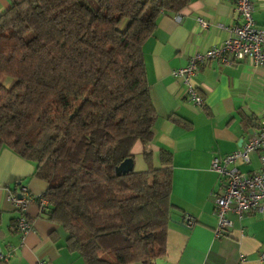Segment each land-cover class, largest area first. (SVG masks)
<instances>
[{
  "label": "trees",
  "instance_id": "trees-1",
  "mask_svg": "<svg viewBox=\"0 0 264 264\" xmlns=\"http://www.w3.org/2000/svg\"><path fill=\"white\" fill-rule=\"evenodd\" d=\"M191 1L12 0L0 16V151L36 164L48 183L43 214L85 264L167 255L173 168L138 172L133 148L150 144L157 119L144 44L161 13Z\"/></svg>",
  "mask_w": 264,
  "mask_h": 264
},
{
  "label": "crops",
  "instance_id": "crops-1",
  "mask_svg": "<svg viewBox=\"0 0 264 264\" xmlns=\"http://www.w3.org/2000/svg\"><path fill=\"white\" fill-rule=\"evenodd\" d=\"M256 23L264 30V0H254ZM12 0H0V16ZM180 15V19H177ZM207 22L203 27L199 20ZM241 22L232 0H192L180 12H163L157 28L144 44L150 95L157 112L153 139L145 146L136 142L135 170L173 168L172 224L168 229L167 255L160 264H264V210L242 216L233 211L222 236L217 235V198L225 193L226 180L211 169L214 157L237 152L259 131L264 116V67L250 59L225 64L211 60L199 66L193 83L204 97L197 106L174 71L186 66L189 57L224 44L231 28ZM151 151L150 163L144 150ZM162 150L171 153L162 160ZM262 166L260 152L250 161L238 160L231 167L250 174ZM36 164L9 147L0 151V247L7 256L0 264H85L70 251L68 233L49 220L39 200L29 203L26 214L32 228L17 232L13 223L20 215L9 193L43 195L47 181L35 174ZM188 216L194 224L188 226ZM133 264H142L140 262Z\"/></svg>",
  "mask_w": 264,
  "mask_h": 264
},
{
  "label": "built area",
  "instance_id": "built-area-1",
  "mask_svg": "<svg viewBox=\"0 0 264 264\" xmlns=\"http://www.w3.org/2000/svg\"><path fill=\"white\" fill-rule=\"evenodd\" d=\"M236 11L240 13L248 23L246 26L237 25L232 34L234 39H229L226 43L199 51L192 54L186 66L174 71V75L181 77L186 87V93L190 99L199 107L204 104V97L199 93L198 88L193 83V77L199 70L201 64L211 60H221L225 64L250 59L257 67H264V30L256 29L254 22V0H232ZM181 17L177 15L179 20ZM250 18V19H248ZM252 18V19H251ZM203 27H208L207 22L200 19ZM249 25V26H248ZM260 152L262 166L258 171L250 174L241 172L237 167H231L238 160L250 161V155L253 152ZM211 169L218 173L221 178L226 180V190L223 195L217 198L218 224L216 232L218 237L226 233L232 220L227 217L228 212L233 211L239 216L250 210H264V116L260 121L259 131L254 135L241 150L233 152L225 157H214ZM27 193V189H24ZM16 195L8 194V199L14 204L20 215L13 223L15 231L22 234L27 233L32 228V222L29 220L26 211L31 201L38 199L40 207L43 210L49 206V201L43 195L27 194ZM189 225L194 224V218L188 216ZM7 256L0 247V262L6 261ZM260 260L264 261V251L260 254Z\"/></svg>",
  "mask_w": 264,
  "mask_h": 264
},
{
  "label": "rangeland",
  "instance_id": "rangeland-1",
  "mask_svg": "<svg viewBox=\"0 0 264 264\" xmlns=\"http://www.w3.org/2000/svg\"><path fill=\"white\" fill-rule=\"evenodd\" d=\"M90 3H91V5L93 6V7H96V2H95V0H88ZM237 13L240 15V13L237 11ZM241 16V22L240 23H238L237 25H239V24H241L240 26H246L248 23L245 21V19H244V17L242 16V15H240ZM253 16H254V14H253ZM248 19H250V18H248ZM252 19V18H251ZM254 22H255V28L258 30V29H262V28H260L259 26H258V24L256 23V20H255V17H254ZM237 25H235V26H233L232 28H231V36H230V38L229 39H234L235 38V33H233L232 34V30L237 26ZM249 26V25H248ZM228 39V40H229ZM227 42V41H226ZM225 42V43H226ZM3 82L7 85V86H9V87H11L14 83H15V79H13V78H10V77H5L4 79H3ZM187 221H186V224L188 225V226H190L189 225V222H188V219H186Z\"/></svg>",
  "mask_w": 264,
  "mask_h": 264
},
{
  "label": "water",
  "instance_id": "water-1",
  "mask_svg": "<svg viewBox=\"0 0 264 264\" xmlns=\"http://www.w3.org/2000/svg\"><path fill=\"white\" fill-rule=\"evenodd\" d=\"M134 169V161H126L125 163L122 164V166L120 167V171L122 172H127L129 170H133Z\"/></svg>",
  "mask_w": 264,
  "mask_h": 264
}]
</instances>
